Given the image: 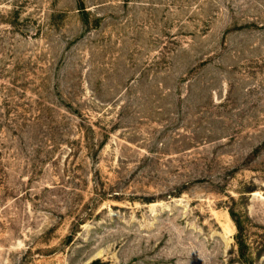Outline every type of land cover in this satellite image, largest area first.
Here are the masks:
<instances>
[{
	"label": "rangeland",
	"instance_id": "obj_1",
	"mask_svg": "<svg viewBox=\"0 0 264 264\" xmlns=\"http://www.w3.org/2000/svg\"><path fill=\"white\" fill-rule=\"evenodd\" d=\"M0 264H264V0H0Z\"/></svg>",
	"mask_w": 264,
	"mask_h": 264
}]
</instances>
